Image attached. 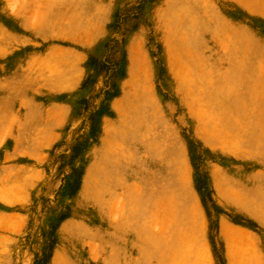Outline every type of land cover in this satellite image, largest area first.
Segmentation results:
<instances>
[{
  "label": "rangeland",
  "instance_id": "1",
  "mask_svg": "<svg viewBox=\"0 0 264 264\" xmlns=\"http://www.w3.org/2000/svg\"><path fill=\"white\" fill-rule=\"evenodd\" d=\"M100 1L76 98L16 97L0 29V264H263L264 0Z\"/></svg>",
  "mask_w": 264,
  "mask_h": 264
},
{
  "label": "crops",
  "instance_id": "2",
  "mask_svg": "<svg viewBox=\"0 0 264 264\" xmlns=\"http://www.w3.org/2000/svg\"><path fill=\"white\" fill-rule=\"evenodd\" d=\"M36 2L35 17L28 15L25 7L11 10L8 5L2 6L1 14L13 22L11 25L3 22L0 16V29H9L6 30V54L13 57L7 80L17 89L16 97L21 99L39 97V92L58 98L79 97L86 82V61L91 57L102 58L107 51L102 43L107 32L102 21L106 14L101 1ZM130 46L131 42L125 48L127 53L131 52ZM128 60L131 61L130 56ZM62 104L58 103V108H62ZM103 146L102 141L91 151L87 180L97 176L95 173L105 156ZM262 261L264 264V259Z\"/></svg>",
  "mask_w": 264,
  "mask_h": 264
}]
</instances>
